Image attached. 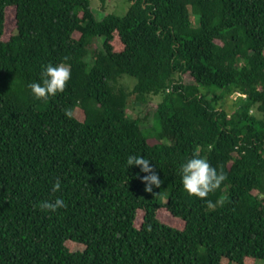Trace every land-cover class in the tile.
I'll list each match as a JSON object with an SVG mask.
<instances>
[{"label":"trees","instance_id":"16d2710c","mask_svg":"<svg viewBox=\"0 0 264 264\" xmlns=\"http://www.w3.org/2000/svg\"><path fill=\"white\" fill-rule=\"evenodd\" d=\"M129 1L99 18L91 0H0V264L264 261V0ZM50 63L71 78L38 99ZM131 97L161 98L153 127ZM194 152L225 175L203 199L181 183Z\"/></svg>","mask_w":264,"mask_h":264},{"label":"clouds","instance_id":"9594fccd","mask_svg":"<svg viewBox=\"0 0 264 264\" xmlns=\"http://www.w3.org/2000/svg\"><path fill=\"white\" fill-rule=\"evenodd\" d=\"M71 78L69 66L66 63L56 65L48 64L42 66L40 81L29 85L33 95L38 99H47L57 93L63 92L66 84ZM138 166L146 175L140 177L145 185L146 192H152L153 186L159 188L161 180L153 171L150 160L141 155H128L126 159L127 169ZM180 177L184 191L196 198H205L208 193L218 189L225 180V175L212 167L206 158L199 157L195 152L180 166ZM59 179L52 185V191L60 190ZM209 207H213L211 201H207ZM38 207L42 210L55 212L59 208L66 207L64 201L56 198L54 201H41Z\"/></svg>","mask_w":264,"mask_h":264},{"label":"rangeland","instance_id":"374dc122","mask_svg":"<svg viewBox=\"0 0 264 264\" xmlns=\"http://www.w3.org/2000/svg\"><path fill=\"white\" fill-rule=\"evenodd\" d=\"M91 5L93 8L94 13L99 16V18L107 16L108 14H115L118 16H122L126 14L130 7V1L129 0H91ZM14 28V18L13 14H9L8 18V24L6 26V35L7 37L10 35H13L15 33ZM122 84L126 85L129 89H133L135 85V80H132L130 78H123ZM186 83H191V79L186 76L185 77ZM237 97V96H236ZM234 97V98H236ZM234 98H231L227 101L226 108L231 111L232 108V101ZM161 100L160 97H156L154 101L147 105H140L137 104L134 97H131L129 99V107H128V113L131 118H140L143 120L142 126L143 128H151L155 125V119H154V110L156 109V105L158 101ZM164 221L165 218H162ZM173 223H176L175 220ZM178 227H182V225H177ZM255 264H264L263 260H257Z\"/></svg>","mask_w":264,"mask_h":264}]
</instances>
